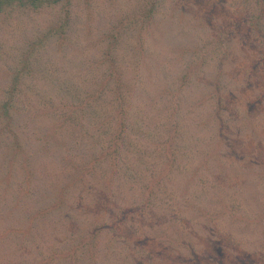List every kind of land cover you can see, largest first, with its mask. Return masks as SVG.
Returning a JSON list of instances; mask_svg holds the SVG:
<instances>
[{"label": "rangeland", "instance_id": "obj_1", "mask_svg": "<svg viewBox=\"0 0 264 264\" xmlns=\"http://www.w3.org/2000/svg\"><path fill=\"white\" fill-rule=\"evenodd\" d=\"M63 14L0 16V114L20 77L12 134L0 116V264L81 237L95 264H264V0H70L45 36ZM120 164L135 177L117 188Z\"/></svg>", "mask_w": 264, "mask_h": 264}, {"label": "trees", "instance_id": "obj_2", "mask_svg": "<svg viewBox=\"0 0 264 264\" xmlns=\"http://www.w3.org/2000/svg\"><path fill=\"white\" fill-rule=\"evenodd\" d=\"M69 5H70V0H0V16L1 15H7L8 12L12 11L13 9L16 8V6L18 7H21V9H24V8H27V9H30V10H33V11H36V10H40V9H43V8H51V7H55V6H61V8L64 10V14H63V19L61 20L60 22V26L57 27V28H53L51 30H49L45 36H53V35H57V34H61L62 32V29L64 27H66L69 23ZM151 11V10H150ZM61 17V18H62ZM28 60V59H27ZM22 63L24 65H26V63L24 61H22ZM19 76L16 77L14 79V81L12 82V87H10V90H11V93H10V97H8L7 100H5V104L2 106V114H0V116L2 115V119L4 120V123L2 125V129L5 131V132H8V133H11V128H10V123L11 122V115L9 113V110L10 108H12V99H13V96H14V92L17 91V86H18V81H19ZM10 92V91H9ZM12 100V101H11ZM117 105V108L115 109V113L117 116H113L112 118H115L116 119V130H115V134L113 135L112 139H109V145H108V150H106V155H110L112 153L115 154V151H116V148H118L119 146H121V142H122V137H121V127L123 126L122 125V118H121V113H122V109H120V105L121 103H116ZM117 111V112H116ZM118 115H119V119H118ZM119 120V121H118ZM118 123H119V126H118ZM108 123H103L102 124V127H104L105 129L107 128V125ZM109 127V126H108ZM117 129L119 130V133H116L117 132ZM12 134V133H11ZM119 135V136H118ZM13 139V142L12 144L10 143L9 145V151H11V153H14L15 155L17 154V151L20 150V146H19V139L16 137V136H13L12 137ZM18 149V150H17ZM115 167V165H114ZM120 167V169H119ZM116 169H114L112 172V177H115L117 178V180L119 181V184L117 185V188L119 187H124V186H127V184H124V182L127 181V179H129V177H132L134 178V170L131 169L127 164H120L118 165V167H116ZM127 183V182H126ZM144 190H145V196L147 195V197L151 194H154L155 192H157V190L159 189V185H158V181H155L154 178L152 181H149L148 185L144 184ZM118 192L115 190H112L111 189V186L110 184H107L105 185V188L102 190V201H107L109 200L110 198L112 197H115L114 195H116ZM150 200V198H148V201ZM61 198L58 200L57 204H61ZM105 203V202H104ZM81 206L82 204H80L78 206V213L81 212ZM51 208V206H50ZM76 208V207H75ZM130 210L129 207L127 208H124V212ZM109 228V227H108ZM92 237V235H91ZM90 237V238H91ZM94 237V236H93ZM88 240V239H87ZM85 239H83L81 237L80 241H79V244L76 245L75 247H73L71 250H66L68 251L66 254L64 253H57L55 252V250H52L51 251V255L49 257H47L46 259H42L41 262L37 263V264H49V263H53L55 262L58 258H61V257H68L69 255L72 256L73 255V259H72V262L70 264H75V254L77 252L78 247H82L83 244L87 241ZM89 243V241H88ZM91 243V242H90ZM90 243L86 244L89 245V248H88V253H89V262L90 264H95V257H94V250L92 249V247L90 246ZM75 252V253H74ZM57 257V259H55Z\"/></svg>", "mask_w": 264, "mask_h": 264}]
</instances>
